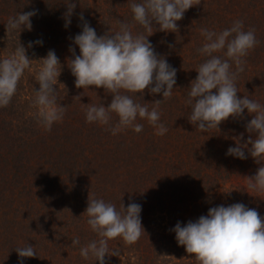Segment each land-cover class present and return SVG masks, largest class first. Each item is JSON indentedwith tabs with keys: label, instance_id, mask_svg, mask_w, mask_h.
<instances>
[{
	"label": "trees",
	"instance_id": "trees-1",
	"mask_svg": "<svg viewBox=\"0 0 264 264\" xmlns=\"http://www.w3.org/2000/svg\"><path fill=\"white\" fill-rule=\"evenodd\" d=\"M84 1H89L88 6H83ZM84 1L80 4L79 0H71L76 8L71 17L75 26L70 35L69 27H64L65 0H0L2 36L7 33L9 17L38 10L31 18V31L11 32L13 50L21 44L42 58V51H55L62 65L56 85L58 101L66 108L63 120L55 123L51 131L38 123L39 109L34 100L42 61L38 57L34 59L32 54L31 62L38 63L34 68L39 67L33 72L25 71L10 104L0 108V167L11 165L17 170L14 177L13 173L4 172L0 184V202L5 200V191L14 201H10L9 208L13 213L9 220L12 227L6 232L9 245L0 244V264H96L94 258L84 259L80 255L81 246L97 239L87 224V215L82 214L92 198H102L118 209L121 202L125 207L131 202L142 205V225L146 232L131 245L121 238L109 241V249L119 255L106 256V264H199L177 244L175 234L170 231L178 221L196 220L206 215L210 207L233 203H243L264 216V190L248 187V177L261 165L250 156L241 160L226 155L227 149L235 146L234 138L243 133L241 143L248 139L245 125L252 117L247 115V110L244 120L230 117L219 129L207 133H201L188 120L187 87L197 76L195 69L205 59L196 52L203 42L200 29L221 31L242 20L245 30H255L258 44L244 57L245 71L240 73L236 84L239 96H249L264 104V0H195L196 5L178 21L179 32L157 31L152 35H157L161 44L164 42L163 48L173 38L181 43L179 46L176 43L175 59L168 63L182 71L177 73L176 81L180 80L183 87L176 83L178 89L159 105L160 122L168 129L163 136L157 135L146 120H137L143 124L140 133L125 129L117 135L107 130L109 126L86 122L84 104L107 106L112 97L103 88L75 86L69 68V60L73 58L69 37L82 30L81 14L97 35H102L97 26H102L104 19L110 20L106 9L119 20L124 15L130 20L132 13L126 0ZM152 36L149 40L154 46ZM38 40L43 44H33L32 50L28 49L29 42ZM76 53L79 54L78 47ZM147 92L144 99L142 95H130L143 104ZM117 121L113 113L111 125ZM2 144L15 150L14 158L3 156ZM27 154L29 157H25ZM34 157L37 162L44 161L42 173L32 165ZM32 173L39 176L36 175L37 182L33 178L28 185L26 179L29 182ZM2 210L0 207V218L8 215L6 211L1 215ZM77 237L80 245L72 246V240ZM27 244L34 246L37 255L20 258L15 249Z\"/></svg>",
	"mask_w": 264,
	"mask_h": 264
},
{
	"label": "clouds",
	"instance_id": "clouds-1",
	"mask_svg": "<svg viewBox=\"0 0 264 264\" xmlns=\"http://www.w3.org/2000/svg\"><path fill=\"white\" fill-rule=\"evenodd\" d=\"M128 2L133 21L143 32L134 33L132 25L118 21L117 31L97 35L95 28L81 14L82 30L72 37L69 46L73 56L69 68L77 88H103L112 97L107 106L104 103L84 104L86 122L109 126L107 130L117 135L125 129L140 133L143 124L137 120H146L157 135L163 136L168 129L160 122L158 108L161 102L172 96L177 70L165 56L156 52L149 37L157 31L165 34L179 32L177 22L196 3L195 0ZM65 4L67 11L63 19L67 29L76 4L71 0H65ZM37 14L38 10L33 9L9 17L7 31H31V18ZM200 35L203 42L196 52L205 59L195 69L197 76L187 87L188 120L201 133H207L210 129H219L220 124L230 117L244 120L247 110V115L252 117L245 125L248 139L241 143L243 133L234 138L235 146L229 147L226 155L241 160L250 156L260 164L256 173L248 177V187L264 190V164L261 163L264 161V104L249 96H239L236 84L240 73L245 71L244 57L258 44L255 30H245L243 21L236 20L221 31L201 28ZM33 44L42 45L43 41L29 42L28 47ZM77 47L79 54L76 53ZM39 60L42 66L36 76L39 88L35 89L34 103L39 109L38 123L46 131H51L55 123L63 120L66 111L58 101L56 88L62 65L54 50H49L46 57ZM31 61L21 44L13 54L0 59V108L10 104L20 79L30 69ZM146 89L150 95L160 94L162 99L142 104L130 95H142L144 99ZM75 98L80 99V96ZM149 104L153 106L149 108ZM113 113L118 117L115 125H111ZM141 212L142 205L135 202L127 207L121 202L118 209L102 198L88 199L82 214L87 215V224L97 239L80 247L81 257H92L96 264H106V256L119 255L109 249V241L121 238L129 245L137 242L146 232ZM170 231L175 234L177 244L199 264H264V216L243 203L210 207L206 215L186 223L178 221ZM71 243L78 246L80 239L77 237ZM15 250L20 258L37 255L30 244Z\"/></svg>",
	"mask_w": 264,
	"mask_h": 264
},
{
	"label": "rangeland",
	"instance_id": "rangeland-1",
	"mask_svg": "<svg viewBox=\"0 0 264 264\" xmlns=\"http://www.w3.org/2000/svg\"><path fill=\"white\" fill-rule=\"evenodd\" d=\"M84 1V0H83ZM79 2H80V4L82 3V0H79ZM91 2H92V0H91ZM126 2H128V0H126ZM88 3H89V1H84V7L87 5L88 6ZM108 12H109V16H110V20H107V19H104L103 21H102V26H97V28H100L101 30V32H102V35H104L105 33H107L109 30L110 31H117L118 29H119V23H118V21H123V22H125V23H128V24H130V25H132V30H133V32L134 33H136V32H141V27L138 25V24H136L134 21H133V19H132V17H131V19L130 20H128V19H126L127 18V16L126 15H124V17L123 18H121V20H119V19H115L114 17H112V15H111V11L110 10H108V9H106ZM120 10H123V9H120ZM106 11V13H108ZM113 11H115V9H113ZM93 12H94V10H93ZM92 16L93 17H95L94 16V14L92 13ZM115 19V20H114ZM0 20H1V17H0ZM8 20V19H7ZM178 23V22H177ZM83 23H80V25H82ZM1 26H4L3 24L1 25L0 24V29H1ZM74 24H71L70 26H69V31H67V33H69L70 35H71V32L70 31H72L73 29H74ZM71 28V29H70ZM136 28V29H135ZM142 32H143V29H142ZM168 34V33H167ZM101 35V34H100ZM171 35V34H170ZM72 38V36H70L69 37V40ZM152 38H153V42H154V48H155V50H156V52L158 53V52H162L161 53V55H163V56H165L166 58H167V60H168V62H169V60H170V62H173L174 61V59H175V55H174V53H175V51H176V49H175V46H176V43H177V40H175L174 38L172 39V37H171V43L168 45V46H166L165 45V48H163L164 47V42H163V44H161V42H160V38L158 39V37H157V35H154V36H152ZM25 42V41H24ZM27 44V43H26ZM178 44V43H177ZM181 44V43H180ZM180 44H178V46L180 45ZM181 46H183V44L181 45ZM59 47H61L60 45H59ZM168 47V48H167ZM1 48H2V53H1ZM32 48L33 47H31V48H29L28 47V49H30V50H32ZM162 48H163V50H162ZM176 48H177V46H176ZM42 50H44L43 48H41ZM40 49V50H41ZM162 50V51H161ZM46 50H44V51H42V53H44V57L46 56V54H47V52H45ZM15 51L13 50V44L11 43V32H9V31H7V33H6V35H1L0 34V55H1V57H0V59H3V58H6V57H8L9 55H11V54H13ZM29 51H27V48H26V54H27V56H28V58L29 59H31V57H32V54H33V56H34V59H36L37 57H38V59H40V58H42V57H40L39 55H37V54H34V52L31 54L30 52L28 53ZM2 54H3V56H2ZM31 54V55H30ZM42 56V55H41ZM32 63V65L30 66V69H28V70H31V72H33V70H37V68L39 67V65L38 66H36V68H34V66L36 65V64H38V63H35L34 65H33V62H31ZM172 66H174V64L172 65ZM179 68H180V66H178ZM179 69L177 68V73H179V72H181L182 73V71H178ZM176 83L177 84H180L179 85V87H183V85L181 84V81L180 80H177L176 81ZM178 86V85H177ZM178 89V87L177 88H175L174 90H177ZM146 92H147V89L145 90ZM148 93V92H147ZM146 93V94H147ZM146 97V102H154V100H157V99H162V97H161V95L160 94H157V95H155V96H153V95H150L149 93L147 94V96H145ZM150 106H153L152 104H149ZM6 144V143H5ZM5 144H2V145H4L3 146V149H2V152L1 153H3V156H9V158L10 157H15V150L13 149H10V147L7 149V146L8 145H6L5 146ZM0 145H1V142H0ZM6 147V148H5ZM12 150V151H11ZM26 152H28L27 150H26V147H25V149H24ZM9 154V155H8ZM25 157H29V155L27 154ZM33 158V157H32ZM31 158V159H32ZM43 160H41V161H39V159H38V162H37V159H35V157H34V163H32V165H36V167H38L39 169H40V171L42 170L43 171V167H42V164H43ZM2 167H3V169H2ZM1 169H0V184H1V180H2V174L4 173V172H6V174L9 172L10 173V175L13 173V177L15 176V174H16V168H14L13 166H11V165H9V166H7V165H3V166H1L0 167ZM14 168V169H13ZM23 171H25V169L23 170ZM42 171H41V173H42ZM18 173V176L20 177V179H22V175H21V173L20 172H17ZM22 173H24V172H22ZM39 173H32V175H29V182H28V177H27V179H26V182H27V184L28 185H30L31 183H32V180H33V178H34V181L35 182H37V177H36V175H38ZM21 175V176H20ZM39 176V175H38ZM27 185V186H28ZM27 191V190H26ZM5 195L6 196H4V198H5V200H3L2 202H0V207L3 209L2 211H1V215H2V212H4V211H6L7 213H8V215H6V216H4V215H2V217L0 218V244L1 245H9V244H7V240H8V238H7V234H6V232L7 231H9L10 229H11V225H10V223L11 222H9V220L11 219L12 220V218H13V213L11 212V210H9V208H11V203H10V201H13L12 199H11V196L9 195H7V192L5 191ZM13 203H14V201H13ZM9 210V211H8ZM12 213V214H11ZM10 215V216H9ZM6 248H8V246L6 247ZM4 249H5V247H4ZM14 262V260H13V258H12V263Z\"/></svg>",
	"mask_w": 264,
	"mask_h": 264
}]
</instances>
